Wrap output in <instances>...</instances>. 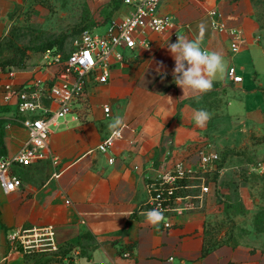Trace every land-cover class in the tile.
Masks as SVG:
<instances>
[{
	"label": "crops",
	"instance_id": "0c3cea01",
	"mask_svg": "<svg viewBox=\"0 0 264 264\" xmlns=\"http://www.w3.org/2000/svg\"><path fill=\"white\" fill-rule=\"evenodd\" d=\"M24 4L0 0V37L13 24L11 13ZM212 10L221 14L225 30L213 26ZM128 11L119 7L94 29L106 31L110 19ZM161 13L171 15L179 36L190 40L203 24L202 47L222 54L224 73L207 93L184 95L174 83L175 62L166 47L176 40L170 32H151L152 52L128 53L107 82L90 84L85 117L77 119L74 112L52 128L48 150L57 163L47 158L18 166L22 186L10 193L0 187L4 228L52 224L59 249L5 251V264H35L29 256H38L41 264H168L170 257L169 264H264V28L253 0H164ZM235 32L241 37L237 52L231 50ZM158 62L166 76L157 73ZM230 65L238 67L241 82L227 77ZM37 74L38 65L0 66V155L16 153L28 138L15 102L3 97V86ZM108 104L110 116L104 111ZM200 109L210 115L203 127L192 119ZM117 116L126 125L122 137L103 152L99 145ZM202 151L218 152L222 160L203 173L209 191H201L200 178L191 179V209L172 215L170 226L165 217L156 225L147 222L148 183L162 163L182 159L198 167Z\"/></svg>",
	"mask_w": 264,
	"mask_h": 264
},
{
	"label": "built area",
	"instance_id": "2783aa9c",
	"mask_svg": "<svg viewBox=\"0 0 264 264\" xmlns=\"http://www.w3.org/2000/svg\"><path fill=\"white\" fill-rule=\"evenodd\" d=\"M164 0H123L129 9L126 16L110 19L109 28L98 32L94 28L85 29L73 43L69 52L48 49L38 65V74L24 83L8 82L3 86L2 94L7 103L15 102L16 111L28 131L24 145L12 155H0V187L10 193L23 184L17 174L18 166L26 167L33 163L52 158L57 159L48 150V139L52 128L68 115L76 112V118L85 117L88 110L87 88L90 84L105 83L109 80L112 68L121 63L128 53L141 48L147 52L154 50L150 39L151 32L171 33V39L177 40L179 30L177 22L171 15L162 14ZM213 26L225 30L226 25L220 20L217 10L211 11ZM241 37L235 32L231 40V50H240ZM13 76V72L10 73ZM227 77L235 83L241 82L243 76L235 65H230ZM81 108V110H80ZM106 116L111 114V105H105ZM122 137L121 135L118 137ZM117 138L112 133L99 145L103 152L110 151ZM172 142V141H169ZM169 155L171 151L169 150ZM198 167L187 166L182 159L167 158L158 169L157 176L148 183L149 197L145 209H157L167 218L181 214L192 208L188 192V181L200 178L201 191H209L207 178L203 173L216 168L220 155L218 152H201ZM112 163L114 159L111 157ZM202 173V174H199ZM10 239L9 252L21 250L25 254L35 252L57 251L55 227L52 224L14 228L8 231ZM126 257L132 252L125 251ZM174 260L168 258V264ZM91 264H107L92 260Z\"/></svg>",
	"mask_w": 264,
	"mask_h": 264
},
{
	"label": "rangeland",
	"instance_id": "374dc122",
	"mask_svg": "<svg viewBox=\"0 0 264 264\" xmlns=\"http://www.w3.org/2000/svg\"><path fill=\"white\" fill-rule=\"evenodd\" d=\"M253 5L264 28V0H253ZM121 6H125L123 0H25L11 13L8 34L0 37V66L10 62L21 68L39 65L50 47L67 53L85 29L103 25ZM9 247L8 230L0 223V264H5L1 253H8ZM28 258L42 263L38 256Z\"/></svg>",
	"mask_w": 264,
	"mask_h": 264
},
{
	"label": "clouds",
	"instance_id": "9594fccd",
	"mask_svg": "<svg viewBox=\"0 0 264 264\" xmlns=\"http://www.w3.org/2000/svg\"><path fill=\"white\" fill-rule=\"evenodd\" d=\"M198 28L197 38L190 40L185 36H177L176 42L166 46L175 62L172 70L174 83L183 90L184 95L191 93L195 97L210 91L217 76L225 71L222 54L202 47L205 26L200 24ZM156 71L162 77L167 75L162 62H158ZM209 118V113L202 109L192 114V119L198 127H203ZM125 126L124 118L119 116L108 124L110 132L116 138L121 135ZM162 219V213L157 209L146 213V220L150 224L156 225Z\"/></svg>",
	"mask_w": 264,
	"mask_h": 264
},
{
	"label": "trees",
	"instance_id": "16d2710c",
	"mask_svg": "<svg viewBox=\"0 0 264 264\" xmlns=\"http://www.w3.org/2000/svg\"><path fill=\"white\" fill-rule=\"evenodd\" d=\"M48 49H55V48H53V47H50V48H47L46 50H48ZM46 50H44V52L46 51ZM56 50V49H55ZM58 51V50H57ZM59 51H62V50H59ZM63 52V51H62ZM13 63L12 62H10V63H5L4 65L6 66V65H12Z\"/></svg>",
	"mask_w": 264,
	"mask_h": 264
}]
</instances>
